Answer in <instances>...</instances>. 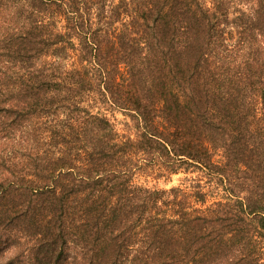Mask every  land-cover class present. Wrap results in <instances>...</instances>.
<instances>
[{
	"label": "trees",
	"instance_id": "trees-1",
	"mask_svg": "<svg viewBox=\"0 0 264 264\" xmlns=\"http://www.w3.org/2000/svg\"><path fill=\"white\" fill-rule=\"evenodd\" d=\"M0 234V264H264V0H0Z\"/></svg>",
	"mask_w": 264,
	"mask_h": 264
},
{
	"label": "rangeland",
	"instance_id": "rangeland-1",
	"mask_svg": "<svg viewBox=\"0 0 264 264\" xmlns=\"http://www.w3.org/2000/svg\"><path fill=\"white\" fill-rule=\"evenodd\" d=\"M123 116L120 114V113H117V118H122ZM40 122V121H38ZM119 127L122 126V125H118ZM183 176V173H177V174H174L172 175L171 177V180L167 181V182H162L160 181V186H163V187H169L173 184H177L179 182V178ZM5 242H6V237L3 235V234H0V249L3 248L5 246ZM2 250L0 251V254H1ZM25 256V255H24ZM24 256H21L19 259L20 260H23L25 259Z\"/></svg>",
	"mask_w": 264,
	"mask_h": 264
}]
</instances>
